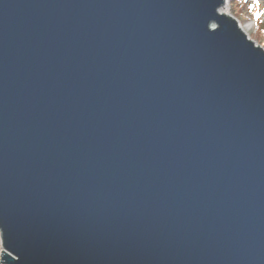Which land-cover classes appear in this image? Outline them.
Wrapping results in <instances>:
<instances>
[{
	"label": "water",
	"instance_id": "obj_1",
	"mask_svg": "<svg viewBox=\"0 0 264 264\" xmlns=\"http://www.w3.org/2000/svg\"><path fill=\"white\" fill-rule=\"evenodd\" d=\"M223 2L0 0L4 264H264V47Z\"/></svg>",
	"mask_w": 264,
	"mask_h": 264
},
{
	"label": "rangeland",
	"instance_id": "obj_2",
	"mask_svg": "<svg viewBox=\"0 0 264 264\" xmlns=\"http://www.w3.org/2000/svg\"><path fill=\"white\" fill-rule=\"evenodd\" d=\"M227 1L228 4L225 8L227 14L235 17L239 26L240 23L244 24L247 21H252L253 28L246 35L253 39L256 44L264 47V0H245L243 4H236L234 3L235 0ZM222 9V7L219 8L221 12ZM212 24L213 27L217 26L215 23ZM1 248L4 250L2 245Z\"/></svg>",
	"mask_w": 264,
	"mask_h": 264
},
{
	"label": "bare ground",
	"instance_id": "obj_3",
	"mask_svg": "<svg viewBox=\"0 0 264 264\" xmlns=\"http://www.w3.org/2000/svg\"><path fill=\"white\" fill-rule=\"evenodd\" d=\"M227 4H228V1L227 0H224L223 4H222V12L223 13H226L227 12L225 11V8L227 7ZM240 27L241 29L243 30L244 33L248 34L250 32V30L253 28V22L252 21H247L246 23L242 24L240 23Z\"/></svg>",
	"mask_w": 264,
	"mask_h": 264
},
{
	"label": "built area",
	"instance_id": "obj_4",
	"mask_svg": "<svg viewBox=\"0 0 264 264\" xmlns=\"http://www.w3.org/2000/svg\"><path fill=\"white\" fill-rule=\"evenodd\" d=\"M1 245L4 247L3 239H2V235H1V229H0V264H4V262L1 261V257H2V254H1L2 248H1ZM4 250H5V248H4Z\"/></svg>",
	"mask_w": 264,
	"mask_h": 264
},
{
	"label": "trees",
	"instance_id": "obj_5",
	"mask_svg": "<svg viewBox=\"0 0 264 264\" xmlns=\"http://www.w3.org/2000/svg\"><path fill=\"white\" fill-rule=\"evenodd\" d=\"M245 0H235L234 3L238 4V3H241L243 4ZM261 16V15H260Z\"/></svg>",
	"mask_w": 264,
	"mask_h": 264
}]
</instances>
